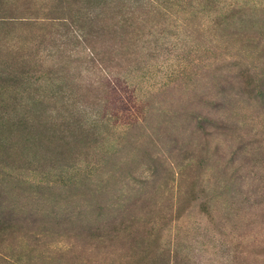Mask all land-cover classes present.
<instances>
[{"label":"rangeland","instance_id":"1","mask_svg":"<svg viewBox=\"0 0 264 264\" xmlns=\"http://www.w3.org/2000/svg\"><path fill=\"white\" fill-rule=\"evenodd\" d=\"M0 264H264V0H0Z\"/></svg>","mask_w":264,"mask_h":264}]
</instances>
